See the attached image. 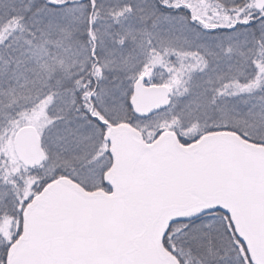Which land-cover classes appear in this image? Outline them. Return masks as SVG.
I'll use <instances>...</instances> for the list:
<instances>
[{"label": "snow or ice", "instance_id": "6c2138e0", "mask_svg": "<svg viewBox=\"0 0 264 264\" xmlns=\"http://www.w3.org/2000/svg\"><path fill=\"white\" fill-rule=\"evenodd\" d=\"M0 264H264V0H0Z\"/></svg>", "mask_w": 264, "mask_h": 264}]
</instances>
